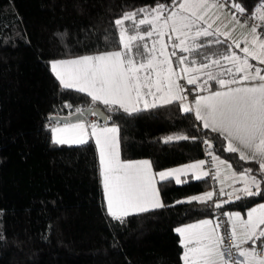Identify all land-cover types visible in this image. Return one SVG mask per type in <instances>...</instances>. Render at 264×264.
<instances>
[{"label": "trees", "instance_id": "obj_1", "mask_svg": "<svg viewBox=\"0 0 264 264\" xmlns=\"http://www.w3.org/2000/svg\"><path fill=\"white\" fill-rule=\"evenodd\" d=\"M174 1L0 0V264H183L177 226L212 218L214 211L244 215L264 201L258 162L227 151L220 133L204 128L177 102L132 114L114 106L110 111L85 93L62 89L50 70L52 60L120 49L116 19ZM231 1L249 13L264 4ZM229 46L207 38L199 61ZM93 106L106 115L99 123L118 129L121 160L147 159L157 171L201 160L207 141L234 172L255 176L259 192L217 208L182 200L210 190L208 178L179 184L168 178L156 184L164 207L113 219L104 206L93 141L64 145L50 137L51 115ZM180 136L187 139L168 141Z\"/></svg>", "mask_w": 264, "mask_h": 264}, {"label": "snow or ice", "instance_id": "obj_2", "mask_svg": "<svg viewBox=\"0 0 264 264\" xmlns=\"http://www.w3.org/2000/svg\"><path fill=\"white\" fill-rule=\"evenodd\" d=\"M224 7L220 0H182L168 15H164L167 9L162 5L152 9L143 8L139 13H126L122 18L115 20L121 50L54 61L51 63V71L62 89H75L86 93L93 103L99 101L110 111L115 106L132 114L179 102L182 111L185 113L194 111L196 120L202 121L204 128L220 133L229 141L227 151L239 152L241 160L258 161L260 171L264 173V74H261L259 68L253 69L248 62V57L251 56L252 59L264 64V40L257 33L258 28L264 24V5L258 10V14L252 16L256 23L245 36L243 58L231 52V45L228 54H222L216 59L208 57L206 59L210 62H205L200 67L192 66L196 62L190 61L187 56H180L177 57L176 68L183 75H178L169 58L176 56L175 50L192 52L202 46L197 45L196 41L201 37H210L214 33L208 30L212 27L210 23L207 27L200 28L198 22H206L205 17L212 9L222 12ZM232 7L235 13L227 23L222 22V26L227 28L229 23H234L242 28L246 27L236 17V13L243 14L245 10L235 3ZM138 15H142V18L137 19ZM215 19H219V15H216ZM125 21L132 22L130 29L125 26ZM141 27L147 28L143 34L140 32ZM215 34L228 38L231 31L223 32L218 27ZM153 36L157 39L151 41L152 47L149 48L146 38ZM165 37L167 43L164 42ZM106 40L109 44L114 42L107 37ZM214 42L221 43L219 40ZM248 43H251L256 51L250 50ZM235 46L239 48L240 42H235ZM168 47L174 50L169 53ZM222 61L231 62L233 67L225 68ZM185 64L189 66L181 67ZM213 64L223 71H212ZM202 71L209 81H215L221 89L227 90L198 96L194 105L185 106L187 96L184 95L185 89L178 80H186L189 85L196 84L199 76L195 74ZM225 74L230 78L223 79ZM245 81L253 83L250 86L229 87ZM201 87L203 86L198 85V90ZM147 97H151V101ZM78 113L80 116L84 115L82 111L78 110ZM88 127L91 128L90 135L95 138L99 152L100 175L108 214L113 219L123 222L129 215L164 207L149 161L122 162L117 144L118 129L98 127L97 124ZM52 133L55 144H85L89 136L83 123L53 128ZM173 139L187 137H168V141ZM205 143L211 148V144L207 141ZM212 158L217 161V157ZM202 166L203 161L156 175L160 181L175 177L176 183L179 184L182 182L180 175ZM228 168L230 170L231 166ZM207 175V172H203L195 178L200 179ZM218 176L219 172L213 178L216 179ZM240 180L244 187L238 191L244 195L251 196L259 192L260 181L255 176H250L247 170L241 175ZM253 188L256 189L255 192ZM212 196L213 193L208 192L204 196H193L187 202L192 200L206 202L211 200ZM216 207H221V204L217 203ZM228 221L232 249H235V255L242 257V260L234 259L231 249H222L224 237L219 234L220 225H213L212 221L204 220L176 229L181 237V247L184 248L181 257L183 264H264V228L261 227L264 225V204L249 211L246 220L239 214H231ZM257 241L261 243L257 245ZM245 244H250V247L244 248Z\"/></svg>", "mask_w": 264, "mask_h": 264}, {"label": "crops", "instance_id": "obj_3", "mask_svg": "<svg viewBox=\"0 0 264 264\" xmlns=\"http://www.w3.org/2000/svg\"><path fill=\"white\" fill-rule=\"evenodd\" d=\"M182 2V0H175L172 4L170 5H162L164 6L167 11L165 12L164 15H168L170 14V12L172 10H174L178 4ZM158 6V5H157ZM157 6H154L152 8H155ZM145 8V7H144ZM152 8H148V9H152ZM142 8H140L141 10ZM140 10H133V11H138L137 13H139ZM131 12V11H129ZM256 13V11H254ZM186 14V13H185ZM216 15H219V19H215V16ZM232 15L229 14L228 10L224 7L223 8V11L222 12H218L217 9H215V14H212L211 15V20L210 22H212V27L209 28L208 30L213 32L214 34L210 37H201L199 40L196 41L197 45H203V42L205 41L206 42V39L207 38H212L213 41H216V40H219V41H225V42H228L230 45H231V52L234 53L235 55L237 56H242L244 53L242 51V49L246 46L244 40H245V36L250 32V27L249 25L246 26V27H240L239 25H235L234 23H229L227 28H224L222 26V22L223 23H227V21L231 18ZM122 17V16H121ZM142 18V15H138L137 16V19H140ZM214 21V22H213ZM131 21H125V25H128L129 29L131 28ZM241 23V22H240ZM241 24H244V23H241ZM198 26L200 28H203L202 25H201V22H198ZM220 27L221 31L223 32H228V31H231V35L226 38L224 35H216L215 34V30ZM234 28V30H232ZM147 31V28L146 27H141L140 28V32L141 34H143L144 32ZM261 38V37H260ZM157 39V37L153 36L152 38H146L147 42H148V46L149 48L152 47V44H151V41L152 40H155ZM262 40H264V38H261ZM174 40V39H173ZM203 40V41H201ZM251 40V37L249 36V41ZM210 40H208L207 42H209ZM239 41L240 42V47L237 48L235 46V42ZM247 46L250 48V50L252 51H256V49L253 47V45L251 43H248ZM158 47V46H157ZM199 48L198 47L196 50L192 51V52H180L179 50H175L176 51V56H170V60L172 61V65H173V68L174 70H176L178 72V75H183L182 73L179 72V69L176 68V65H177V57H180V56H187L189 58L190 61L194 60L196 63L195 65H192L194 67H200L201 64L205 63V62H208L209 60H205V61H199L200 58L197 56V53H199ZM117 50H121L120 49H117ZM117 50H113V51H117ZM167 51L170 53L172 52L173 50L171 48H168ZM229 51V50H228ZM228 51L226 53H223V54H228ZM110 52V51H108ZM99 53H102V52H99ZM99 53H94V54H87V55H96V54H99ZM257 54L259 55L260 53L257 52ZM222 54L220 55H216L215 57H212V56H209L211 59H216V58H219ZM82 56H86V55H81V56H76V57H71V58H66V59H57V60H52L50 61L49 63V67H50V70H51V63L54 62V61H60V60H70V59H75V58H78V57H82ZM157 56H159V53L157 52ZM203 58V57H202ZM222 63L224 64V67L225 68H231L233 67V65L231 64V62H225V61H222ZM189 66L188 64H185V65H182L181 67H187ZM261 69V74H264V64H261L260 63V67ZM212 71L214 72H222L223 69L216 66V65H212V68H211ZM207 71V70H205ZM52 72V71H51ZM195 75H198L199 76V79L197 80V83L196 84H193V85H189L190 88L193 89L194 93H195V96L193 98V100L191 102H185V106H188V107H191L192 105H194L195 103V100L198 98V96H207V95H210L212 92H215V91H226L227 89H221L220 86L215 82V81H209L207 79V76L205 75V72L203 73L200 72V73H196ZM241 74H237V76H239ZM55 76V75H54ZM223 79H229L230 77L225 74L223 77ZM186 81V80H185ZM251 83L253 82H250V81H245V82H241V83H236V84H232L230 85L229 87H243V86H250ZM198 85L200 86H203L201 88H199L198 90ZM75 90V89H74ZM86 94V93H85ZM90 97V96H89ZM91 98V97H90ZM147 99L149 101H151V97H147ZM93 103V101H92ZM179 105L180 103L177 102ZM95 104H98V105H103L102 103H100L99 101L95 102ZM105 106V105H104ZM115 107V106H114ZM142 107V105H141ZM118 108V107H117ZM122 110V109H120ZM123 111V110H122ZM193 113V115L195 116V112L194 111H191ZM77 123H83L87 129V131L89 132V136L87 137V140L88 139H91L95 145V148H96V153H97V159H98V163H99V152L97 150V146H96V143H95V138L92 137L90 134H91V128L88 127V125H91V124H97L98 127H115L113 125H104V124H101L99 122H93L91 121L89 118L85 117L84 119L82 120H78V121H73V122H66V123H56V122H50V125H49V128H50V137H51V140L53 141V133H52V129L53 128H64L66 126H69V125H73V124H77ZM201 125L203 126V122L200 121ZM224 138V137H223ZM225 140V144L226 146L228 145L229 141ZM117 144H118V135H117ZM64 145H76V144H69V143H65ZM119 151V149H118ZM239 156V152H236ZM247 154V153H246ZM120 158V157H119ZM121 160V159H120ZM142 160H147V159H133V160H121L122 162H125V163H133V162H138V161H142ZM249 160H252V159H249ZM148 161V160H147ZM218 161H223L224 163L223 164H219ZM256 161V160H254ZM201 162V160H195V161H191V162H188V163H184V164H180V165H176V166H172V167H169V168H165V169H161V170H157V171H154L153 169H151L152 171V174L153 176L155 177V179L157 181H159V177L158 173L160 172H166V171H170V170H174V169H177V168H185L186 166L188 165H193V164H197ZM258 162V161H256ZM259 164V162H258ZM229 164L220 159V158H217V161L214 162V167H215V177L217 176V173L219 172V176L217 177V182H218V187H219V190H220V197H225L227 194L224 193L223 191V195H221V191L223 190L222 187L225 185L224 183L228 184V192H230L232 194L233 192V189L236 188V186L240 184V178H238L237 175L233 174V170L230 168H228ZM260 167V165H259ZM99 171H100V163H99ZM205 172L202 168H199V169H192V170H189L186 174H182L180 175V179L183 181L184 178L187 179V178H193L192 176H194L193 179H195V177L197 175H200L201 173ZM242 173V172H240ZM245 173V172H243ZM264 174V173H263ZM251 176V175H250ZM206 176H203L202 178H204ZM170 179H172L173 181H175V177H171ZM100 182H101V189H102V195H103V202H104V206H105V209L106 211L108 212V209H107V202L105 200V193H104V188H103V183H102V178H101V175H100ZM242 196V195H241ZM240 197V196H239ZM236 198V197H235ZM235 198H232V199H227V200H223V201H220L219 204L225 202V201H230V200H233ZM161 201V200H160ZM261 203V202H260ZM259 204V203H258ZM256 205V204H255ZM254 206V205H253ZM249 209V208H248ZM238 213V212H237ZM240 214V213H239ZM242 215V214H241ZM243 216V215H242ZM200 220H203V219H200ZM200 220H197V221H194V222H190V223H187V224H196L198 223V221ZM213 220V218H212ZM214 221V220H213ZM187 224H183V225H187ZM181 225L177 226L175 229H177L178 227H180ZM175 232L177 233V231L175 230ZM178 234V233H177ZM179 236V241L181 240V237L180 235L178 234ZM243 247L245 248H249L250 247V244H245L243 245ZM182 253H183V247H182ZM181 257H182V254H181ZM239 257V256H238ZM239 259H243L242 257H239ZM183 262V261H182Z\"/></svg>", "mask_w": 264, "mask_h": 264}, {"label": "built area", "instance_id": "obj_4", "mask_svg": "<svg viewBox=\"0 0 264 264\" xmlns=\"http://www.w3.org/2000/svg\"><path fill=\"white\" fill-rule=\"evenodd\" d=\"M220 2L225 5V8L228 10L230 15H233V13H235V9L232 7L234 2H232L231 0H220ZM252 16L253 15L247 11H244L243 14L236 13L237 19L241 23H244V24L249 25V26H252L254 23H256V21H254L252 19ZM257 33L261 38L264 37V24H262L261 27L258 28ZM178 83L181 84V86L184 87V89H185L184 95L187 96V102H191L195 96L193 89L190 88L187 85L186 81L183 79L178 80ZM87 118H89L93 122H98V120L96 119V117L93 114L87 116ZM213 156H215V155H213L208 150V144H206L204 141L202 143L201 161H203V166L201 168L205 172L208 173L206 178H208V180L210 182V192L213 193L212 199L208 200V201H210L212 203H214V200L216 198H218L220 195V190L218 187L217 178L216 179L213 178V177H215V167H214L215 161L212 158ZM212 218L216 224L220 225L219 234L221 235V237H224L222 249H225V250L231 249L232 253H233V258L239 259V257L235 255V249H232V240L229 238L230 225L228 223L227 216L225 215V212L214 211ZM257 245H259V244H257ZM258 251H259V248H258ZM226 258H227V252H226Z\"/></svg>", "mask_w": 264, "mask_h": 264}, {"label": "rangeland", "instance_id": "obj_5", "mask_svg": "<svg viewBox=\"0 0 264 264\" xmlns=\"http://www.w3.org/2000/svg\"><path fill=\"white\" fill-rule=\"evenodd\" d=\"M262 5H264V4H262ZM262 5H260L259 7H257L256 8V13L255 12H252L251 14L253 15V14H258V10L259 9H261V6ZM144 8V7H143ZM142 8V9H143ZM138 10H140V8L138 9ZM131 12H138V11H131ZM131 12H126V13H131ZM126 13H124V14H126ZM123 14V15H124ZM212 14H215V9H212L209 13H208V15L205 17V20H206V22H201V25H202V27L204 28V27H207V24H212V22H210V20H211V15ZM123 15H122V17H123ZM122 17H120V18H122ZM246 25V24H245ZM126 27H128V25H125ZM246 26H248V25H246ZM250 28H251V26H249ZM195 30V29H194ZM119 31V30H118ZM262 38H264V37H262ZM173 39L175 40V37H173ZM165 43H167V37H165V41H164ZM178 42V41H177ZM121 48V47H120ZM168 48H171L172 50H174L172 47H168ZM245 56V54H243L242 56H240L241 58H243ZM208 62H210V61H208ZM248 62H249V64H251L252 66H253V69H255V68H259L260 67V63H259V61L258 60H256V59H252L251 58V56H249L248 57ZM260 69V68H259ZM250 71H251V69H250ZM204 73V72H203ZM242 75V74H241ZM233 172V174H235V175H237L238 176V178H240L241 177V175L243 174V172L242 173H237V172H234V171H232ZM193 178H194V176H192ZM181 180V179H180ZM184 180H185V178H184ZM182 181V180H181ZM175 182H176V180H175ZM225 185L222 187V191H224V193L225 194H227L225 197H221L220 199L219 198H216L215 200H214V204L216 205L217 203H219L220 201H223V200H227V199H232V198H235V197H237V196H241V195H244L242 192H240V191H238V190H240V189H242L243 187H244V183L240 180V184H239V186L237 185L236 186V188L235 189H233V192H232V194L230 193V192H228V184H226V183H224ZM254 192L256 191V189L255 188H253L252 189ZM208 192H210V190H207V191H205V192H201V193H198V194H195V195H191V196H188V197H185V198H183L182 200L183 201H188V200H191V198L193 197V196H204L206 193H208ZM229 194H231V196L229 195ZM220 200V201H219ZM262 204H264V201L263 202H261V203H259V204H256V205H254V206H251L249 209H247L246 211H245V214L242 216L241 214H239V213H237L236 211H231V212H225V215L227 216V220H228V217H229V215H231V214H239V216L242 218V219H247V213L249 212V211H251L253 208H259L260 207V205H262ZM204 220H210V221H212V224L213 225H216V223L212 220V218L211 217H208V218H204L203 220H200V221H198V223H201L202 221H204ZM198 223H196V224H198ZM228 223H229V221H228ZM187 224V223H186ZM188 225H191V224H187V225H181L180 227H178V228H184V227H187ZM230 225V224H229ZM262 228H264V226H261ZM177 228V229H178ZM176 230V229H175ZM221 236V235H220ZM181 244V243H180ZM245 248V247H244ZM183 253H184V248H183ZM183 253H182V255H183Z\"/></svg>", "mask_w": 264, "mask_h": 264}, {"label": "water", "instance_id": "obj_6", "mask_svg": "<svg viewBox=\"0 0 264 264\" xmlns=\"http://www.w3.org/2000/svg\"><path fill=\"white\" fill-rule=\"evenodd\" d=\"M79 111H82L84 115L80 116L78 111H76L68 115L53 114L49 117V119L52 122H56L59 124V123H66V122L82 120L85 117L93 114L96 117V119L100 122H104L106 120L105 113L98 106L86 107Z\"/></svg>", "mask_w": 264, "mask_h": 264}]
</instances>
